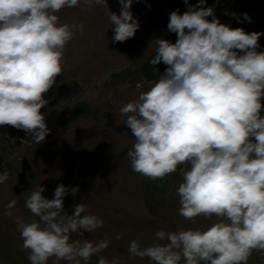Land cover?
<instances>
[{
  "label": "clouds",
  "instance_id": "1",
  "mask_svg": "<svg viewBox=\"0 0 264 264\" xmlns=\"http://www.w3.org/2000/svg\"><path fill=\"white\" fill-rule=\"evenodd\" d=\"M205 2L182 15L170 13L167 28L178 38L153 41L150 61L152 66L163 62L165 72L120 108L135 137L126 154L132 171L162 180L184 165L179 215L192 223L197 217L216 218L203 230L156 231L163 243L142 248L130 241L129 253L150 264H248L254 250L264 255V52L257 51L264 32L221 23L213 7L202 6ZM119 3L117 15L106 0H0V126L24 130L37 144L45 140L50 130L41 112L48 104L44 96L62 75L66 46L84 32L82 23H64L58 13L81 4L106 9L115 26L113 42H125L140 25L131 12L133 0ZM244 18L250 22L247 13ZM8 177V171L0 173V184ZM45 190L38 185L25 201L38 219L15 218L27 259L88 264L110 240L72 235L83 238L102 227L103 219L87 214L84 203L66 214L64 185L54 190L53 199L42 195ZM77 191L70 190L73 196ZM16 203L5 206L6 215ZM98 264L120 262L100 257Z\"/></svg>",
  "mask_w": 264,
  "mask_h": 264
},
{
  "label": "rangeland",
  "instance_id": "2",
  "mask_svg": "<svg viewBox=\"0 0 264 264\" xmlns=\"http://www.w3.org/2000/svg\"><path fill=\"white\" fill-rule=\"evenodd\" d=\"M151 1L142 0V3L145 2L149 7ZM106 2L109 9L108 0ZM133 6L131 12L134 18L138 19L140 27L134 37L125 42H113L115 26L110 25L106 9L98 6L97 10L95 6L94 12L84 15V41H77L74 45L77 50L72 53L74 58L75 55L78 56L77 64L75 61L69 63L78 68L79 72L69 71L68 75L65 74L66 70H63L62 75L56 78L57 90H54L49 98L47 97L50 91L44 96L48 104L41 112L45 114V122L50 132L43 142L35 143L24 130H18L10 125L0 126V173L3 171L9 173L7 181L0 184V264H30L27 259L28 252L21 247L22 240L15 218L22 216L26 222L38 219L25 206L30 191L38 185L46 189L42 195L48 199L54 198V190L61 184L69 189V194L63 201L64 212L68 215H72L74 205L80 203L87 204V214L96 213L93 203L97 198H101L102 182L107 181L105 172L97 170V167L107 170L114 168L119 144L128 135L121 132L109 138L104 134H92L88 127L96 126H92L90 124L92 122L101 123L97 120L107 118V113L112 114L113 107L121 108L124 104L137 99L141 92L148 91L167 68L163 62L151 65L150 61L155 55L156 47L153 41L166 39L175 43L178 38L175 33L168 31L167 20L170 14H165L169 17L163 18L162 21L161 14L157 16L149 11L142 14L139 6ZM210 6L214 8L215 16L220 22L231 28H243L247 33L264 32V0H209L205 7ZM153 8L155 9L150 6L149 10ZM120 10L117 9L115 13L119 15ZM245 13L250 17V22L244 18ZM212 18L207 17L208 20ZM253 21L256 26H253ZM258 44L257 51L264 52V35L260 36ZM67 88L70 91L66 99L63 91ZM80 101L88 103L94 110L87 106L81 110L84 119L79 129L82 133L75 134L74 131L66 133L69 128L68 122L63 120V124L60 125L62 113L66 115L62 106H65V102ZM261 102L264 104V98ZM261 112L264 114V108ZM47 118L50 122H47ZM121 125L120 128L124 130L126 127L123 128V124ZM13 139L15 143H12ZM107 139L109 141H105ZM184 167L178 166L176 172L178 178L181 177L180 169ZM160 182V188L163 186L170 189L173 184L170 176H166ZM152 183L153 179L146 177L147 195L156 189L151 187ZM74 188H78V191L73 196L70 190ZM12 200H16L17 203L12 209V215L9 216L5 214V206ZM214 219L212 223L215 222ZM207 225V222H200L199 226L200 229H204L203 226ZM91 234L92 232H86L84 237L80 238L78 233H74L72 239L92 241L94 237ZM53 260L54 258H50L48 264H53ZM92 260L93 257L89 262ZM60 264L68 262L61 261ZM248 264H264V255L254 250Z\"/></svg>",
  "mask_w": 264,
  "mask_h": 264
},
{
  "label": "crops",
  "instance_id": "3",
  "mask_svg": "<svg viewBox=\"0 0 264 264\" xmlns=\"http://www.w3.org/2000/svg\"><path fill=\"white\" fill-rule=\"evenodd\" d=\"M208 1L209 0H206L205 4L202 6L205 7ZM143 3L142 0H140V2L133 0L131 8H134L133 5H136L139 6V10L142 14L147 13L148 11L155 13L157 16L161 14V20L163 21V18L169 17L165 16V14H170L176 10H179V13H184L188 11L189 6L198 5L199 0H188L187 4L184 0H152L150 6L155 7V9L153 8L152 10H149L150 6L148 7V5H145V2ZM108 4L110 12H116L117 9H121L119 0H108ZM94 7L88 8L81 4L79 7L64 8L58 13V16L64 23H82L84 25V15L91 11L94 12ZM96 7L98 10V6ZM256 23H258V21ZM253 26H256L254 21ZM77 41H84L83 34L81 35L77 32L75 38L65 49L66 52L64 55L66 54V56H64L65 63L63 70H66L65 74L68 73V75L69 71L73 72L75 70L76 72H79L78 68H74L69 64L72 61H75L77 64L76 60L78 59V56L75 55L76 58H74L72 55L73 51L77 50L76 47L74 48ZM55 85L56 84H54L49 90L50 92L47 98L50 97V94H52L54 90H57L55 89ZM69 91L70 89L68 88L63 91L66 99V95ZM59 99L61 102L62 97ZM64 105L65 106H62V109L66 111V115L62 113L60 125L63 124L64 120L66 123L68 122L67 128L69 127L66 133L71 131H74L75 134H78L79 132L82 133L79 128H81V122L84 117L80 112L87 107L91 110L94 109L88 103H83L81 101L65 102ZM261 115H264L263 112H261ZM107 116L108 117L105 119L100 118L97 120L98 122H101L99 124L96 122L90 123L92 126H96L88 127V130H90L92 134L97 133L108 135L109 138L110 136L115 137L121 132H126L128 136L121 144H119V153L114 168L107 170L106 168L97 167V170L105 172V178L107 181L102 182V196L94 201L93 208L95 207L96 210L94 215L103 219L104 224L102 227L93 231L91 236L94 237L92 238L93 242L110 240V244L106 249L92 256L93 260L92 262H88V264H98L100 257H104L109 261L118 259L120 264H150V261L147 258L141 259L132 256L129 253L128 247L130 241L136 240L143 248L153 242H160L157 241V238L155 237V233L158 230L180 231L185 229H196L201 228L199 226L200 222H207L208 225L203 226L205 229L211 226L214 218L206 219L204 217H197L196 222L192 223L179 215L180 203L177 189L183 180L182 177L178 178L176 172L168 175L170 176L171 183H173L170 189L166 187L163 188V186L160 188L161 182L156 179L158 181L153 180L151 187H153V189L155 187L157 190L154 189L150 195H147L145 193L146 177L132 171L130 161L126 156L127 152L132 149L133 144L135 143H133L135 137H132L131 129L124 124L125 117L121 116L120 108L118 107H113V113H107ZM49 119L47 118V122ZM121 124H123V128L126 127L124 130L120 128ZM105 141L109 140L107 139ZM149 197H151V200H149ZM117 237H119V239H117ZM81 264H83V262H81Z\"/></svg>",
  "mask_w": 264,
  "mask_h": 264
},
{
  "label": "trees",
  "instance_id": "4",
  "mask_svg": "<svg viewBox=\"0 0 264 264\" xmlns=\"http://www.w3.org/2000/svg\"><path fill=\"white\" fill-rule=\"evenodd\" d=\"M161 180V179H160Z\"/></svg>",
  "mask_w": 264,
  "mask_h": 264
}]
</instances>
